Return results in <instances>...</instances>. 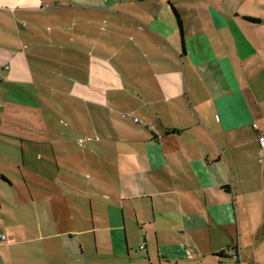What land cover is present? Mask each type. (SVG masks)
Masks as SVG:
<instances>
[{
    "label": "crops",
    "instance_id": "0c3cea01",
    "mask_svg": "<svg viewBox=\"0 0 264 264\" xmlns=\"http://www.w3.org/2000/svg\"><path fill=\"white\" fill-rule=\"evenodd\" d=\"M231 3L0 0V264H264V19Z\"/></svg>",
    "mask_w": 264,
    "mask_h": 264
},
{
    "label": "rangeland",
    "instance_id": "374dc122",
    "mask_svg": "<svg viewBox=\"0 0 264 264\" xmlns=\"http://www.w3.org/2000/svg\"><path fill=\"white\" fill-rule=\"evenodd\" d=\"M231 1H232L231 6H233L235 9L240 10L243 13H247L248 15H250V17H256V18L261 17L264 19V0H231ZM259 28H260V30H264V21L261 22V24L259 25ZM91 31H92L91 33H93L95 30L92 29ZM96 34H97V36L102 34L103 36H101V37H103V38L107 37L109 40V32L97 31ZM94 39H95V37L93 35H91L90 41L94 42L95 41ZM109 68H111V70H112V68H115V62L114 61H111V66H109ZM62 80H63V82L60 80H59V82H62L63 84H66V82L69 83L68 89L63 88L64 85L61 84L60 89H64V90L59 89L56 93L54 92L52 100H51V96H44L43 95L44 97L47 98V101H46L47 104L50 105V107H52L53 109H55L56 113H57V120H58L57 124H56L57 127L52 125L53 132H54L53 134H62V135L69 134V135H74V136L84 135L80 131L79 127L77 126L76 120L80 119L82 121H86L88 119V118L84 117L83 113L80 111L81 108L83 107L82 104H83V100L85 99L84 95H87L86 91L83 89V87L81 85H77L76 87H73V84H75V83H73V81L71 79H69V80L62 79ZM65 90H67L69 94ZM51 105H53V106H51ZM68 106L72 107L74 109V111L69 112L67 109ZM54 114H52V115H54ZM55 120H56V118H55ZM68 125H70V126H68ZM76 132H78V133H76ZM29 146H31V145H29ZM29 146L27 148L29 149L30 153H34V151L37 152L40 149L38 147V145H33L35 148H32V149ZM110 146L112 148L115 147V145H111L110 143H107V147H110ZM2 151L6 152V153H12L13 151H17V150H14V149L8 147L6 149H3ZM17 152L19 153L21 151L18 150ZM29 163H31L32 167L38 166L35 159H32V161ZM96 185H98V184H96ZM94 187H95V184L91 189L92 195H93V193H97V190H95ZM82 200H84V199H82ZM93 207L96 208V203ZM105 209H108V208L105 206ZM129 228H130V236L129 237H132L131 236L132 225L130 223H129ZM161 236H162L161 238H163V239H164V237H166V235H164V234ZM167 236H168L167 238H169V241H170L169 243H171L173 239L174 240L177 239V238H173L170 235H167ZM139 237L140 236L137 235V237H135L133 239L129 238L130 247L139 249L140 246L142 244H144V240L142 238H139ZM163 241H161V242H163ZM90 242H91L92 246H94V244H95L94 235H91ZM165 247H166V245H165Z\"/></svg>",
    "mask_w": 264,
    "mask_h": 264
},
{
    "label": "built area",
    "instance_id": "2783aa9c",
    "mask_svg": "<svg viewBox=\"0 0 264 264\" xmlns=\"http://www.w3.org/2000/svg\"><path fill=\"white\" fill-rule=\"evenodd\" d=\"M3 69H9V65L8 64L3 65V66L0 65V74L3 71ZM135 121H139V119L135 118ZM254 127L258 128V125L255 124ZM258 139H259V142H260L261 155H262L260 161L263 162V160H264V133H259ZM6 240H7V236L5 234H3V233H0V243L5 242ZM227 254L228 255H232L233 251L227 250ZM239 264H243V263L240 262Z\"/></svg>",
    "mask_w": 264,
    "mask_h": 264
},
{
    "label": "trees",
    "instance_id": "16d2710c",
    "mask_svg": "<svg viewBox=\"0 0 264 264\" xmlns=\"http://www.w3.org/2000/svg\"><path fill=\"white\" fill-rule=\"evenodd\" d=\"M174 11H175V14H176L177 19H178L180 32L183 33V21H182V18L180 16L179 12L175 8H174ZM246 18L249 19L252 22H255V23H259V22L262 21L260 18H256V17L247 16ZM183 52L186 53L185 47L183 48ZM223 255H228L227 254V249L221 251L220 256H223Z\"/></svg>",
    "mask_w": 264,
    "mask_h": 264
}]
</instances>
